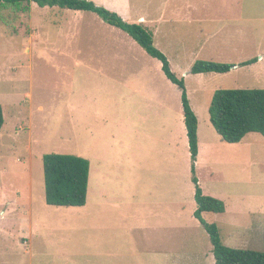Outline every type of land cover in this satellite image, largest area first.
<instances>
[{
  "label": "rangeland",
  "instance_id": "1",
  "mask_svg": "<svg viewBox=\"0 0 264 264\" xmlns=\"http://www.w3.org/2000/svg\"><path fill=\"white\" fill-rule=\"evenodd\" d=\"M92 1L152 31L184 80L198 153L181 89L126 32L91 11L0 9V264H214L193 164L202 192L224 202L202 214L221 241L264 252V136L222 141L209 114L217 89L264 88V0H127L125 12ZM197 60L235 66L192 73ZM48 153L89 160L83 206L46 203Z\"/></svg>",
  "mask_w": 264,
  "mask_h": 264
},
{
  "label": "trees",
  "instance_id": "2",
  "mask_svg": "<svg viewBox=\"0 0 264 264\" xmlns=\"http://www.w3.org/2000/svg\"><path fill=\"white\" fill-rule=\"evenodd\" d=\"M39 6H58L64 9L91 11L106 23L121 29L132 37L150 56L161 63L164 75L181 89L183 120L187 132L189 151L193 161L198 153V120L193 111L185 89L184 80L176 76L164 55L153 43L152 31L142 22H128L116 11L92 0H0V9L10 8L17 14L28 13L30 2ZM14 27L10 34H18ZM252 58L239 63L245 66L253 63ZM235 64L197 60L192 73H226ZM210 121L222 141L239 142L247 133L258 132L264 136V88L255 89H217L212 95L209 106ZM4 123L0 105V128ZM43 177L45 201L53 206L79 207L86 203L90 162L88 159L67 153H48L43 157ZM192 181L195 184L194 199L196 210L194 216L199 220L212 245L214 264H264V252L254 249L230 247L221 241L218 227L207 222L202 214L205 212L223 213L224 202L202 192L198 178L192 166Z\"/></svg>",
  "mask_w": 264,
  "mask_h": 264
},
{
  "label": "crops",
  "instance_id": "3",
  "mask_svg": "<svg viewBox=\"0 0 264 264\" xmlns=\"http://www.w3.org/2000/svg\"><path fill=\"white\" fill-rule=\"evenodd\" d=\"M111 3L113 4V3H115V1L114 2H111ZM126 5H128V7H129V4H128V1L127 0H120V1H118V8H120L122 11H124L126 9V7H125ZM144 19H145V17H144ZM141 22L142 23H145L144 21H141ZM89 173H90V171H89Z\"/></svg>",
  "mask_w": 264,
  "mask_h": 264
}]
</instances>
